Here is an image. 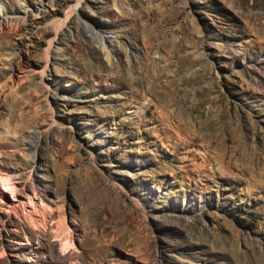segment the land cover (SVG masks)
I'll return each instance as SVG.
<instances>
[{"label":"rangeland","instance_id":"1","mask_svg":"<svg viewBox=\"0 0 264 264\" xmlns=\"http://www.w3.org/2000/svg\"><path fill=\"white\" fill-rule=\"evenodd\" d=\"M78 2L0 0V264H264V0Z\"/></svg>","mask_w":264,"mask_h":264},{"label":"bare ground","instance_id":"2","mask_svg":"<svg viewBox=\"0 0 264 264\" xmlns=\"http://www.w3.org/2000/svg\"><path fill=\"white\" fill-rule=\"evenodd\" d=\"M80 2H82V0H79L77 4L72 6V8L69 10L65 19H59L57 23L60 25L58 26L57 31H59L63 26H65V24H67V21L72 16L73 12L76 11ZM52 4H54V2H52ZM0 11H1L0 26H6V24H8L9 22L11 23L13 19L15 20V22L12 21V23L14 24L18 23V18H20L18 16L21 13L20 9L18 8L11 9L8 5L0 4ZM97 33L99 36H103V34H100V32H97ZM115 39H118V38L111 37V40H109L111 44H114ZM105 40L106 39L103 36L102 37V42H103L102 47L105 49L108 55H111L112 47H110L109 44L105 43L106 42ZM205 49L206 47L203 44L202 47L200 48L201 53L204 52ZM127 51H128V48H127ZM52 53H53V50L51 49V46H50V48L48 49V55ZM109 58L110 60H112L111 56ZM48 61H50V59ZM43 72L45 75L46 70L43 69ZM48 98H49L48 100H50V103H51V109L55 112L54 104L58 102L59 97L57 95L48 94ZM53 100L54 102H52ZM140 162L144 164L143 160H141ZM4 173L5 174L0 173V182L2 183V187H3V188H0V201L4 200V197L6 196L5 192L12 193L13 199L9 203L11 211L17 215L20 210L23 211V213L25 214L27 219L30 221L34 229L45 231L48 225L47 220L50 214L54 211V206L51 204L50 200L47 198L48 196L45 190L48 188H39L36 185L35 181L33 180L34 178L40 177V175L35 174L36 168L34 164L32 165L31 169H29V171L16 172L14 175V178H10L11 176L8 174L9 172L8 173L4 172ZM29 186L33 188V195L30 196L29 201H22L18 199L16 197L17 193L22 189L29 188ZM65 220L66 219L64 217L57 220L58 228L56 230L57 237H59V239L62 238V248L64 249V251L73 245L72 240H71V236H72V233L70 230L71 227L67 224ZM74 264H78V263L74 262Z\"/></svg>","mask_w":264,"mask_h":264}]
</instances>
